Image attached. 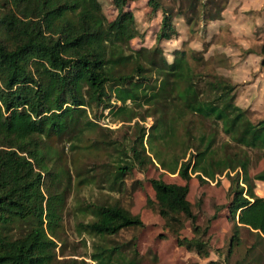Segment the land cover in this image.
Segmentation results:
<instances>
[{
    "label": "trees",
    "instance_id": "trees-1",
    "mask_svg": "<svg viewBox=\"0 0 264 264\" xmlns=\"http://www.w3.org/2000/svg\"><path fill=\"white\" fill-rule=\"evenodd\" d=\"M103 1L0 0V264H141L137 236L127 242L113 236L147 224L108 197L127 190L135 169L151 166L161 172L148 180L155 195L146 206L164 220V236L209 257L205 236L216 215L198 225L189 183L194 177L220 183L225 175L232 223L226 258L264 264V196L256 191L264 167L252 175L249 153L264 158V119L249 118L236 102L237 85L212 72L201 50L183 44L167 57L161 43L180 34L172 7L148 0L162 12L160 28L155 45L136 48L132 40L142 35L126 7L137 0H111L118 10L113 18ZM212 2L192 0L187 23L198 8L201 19H218ZM106 119L133 133H99ZM167 173L185 183L165 181ZM88 186L108 195L77 200L76 229L93 239L90 247L83 239L87 251L80 258L76 248L67 253L64 217L72 194ZM188 221L192 238L182 234Z\"/></svg>",
    "mask_w": 264,
    "mask_h": 264
},
{
    "label": "rangeland",
    "instance_id": "rangeland-1",
    "mask_svg": "<svg viewBox=\"0 0 264 264\" xmlns=\"http://www.w3.org/2000/svg\"><path fill=\"white\" fill-rule=\"evenodd\" d=\"M192 0H161L163 6L173 8L174 23L179 31V36L172 40H164L161 44L169 59L172 58L173 48L183 44L187 48L201 50L205 59H209L210 70L224 75L237 85L236 102L248 110L249 118L257 122L264 119V66L261 65L262 52L264 51V0H213L215 3V15L218 19H201V9L196 10L193 22L187 23L188 8ZM104 12L109 18L117 15V7L111 0L103 1ZM211 7L213 6L210 5ZM126 9L131 10L137 20V27L140 30L141 38L132 40L134 47L155 45L156 34L160 28L162 19L161 10L154 12L148 5V0H137L128 3ZM180 11L181 14H180ZM192 15V12H190ZM208 20V21H207ZM263 50V51H262ZM103 128L99 133H108L112 137L124 138L133 133L130 126H121V123L101 120ZM151 118L146 125L150 126ZM105 127L115 129L110 132ZM229 140V137L223 136ZM63 147L60 146V149ZM64 154L69 153L66 146ZM252 157L251 174L254 175L264 167V158L256 150H249ZM101 153L95 155L96 161L101 162ZM261 157V158H260ZM161 170L156 167H149L146 172L138 169L127 178V190L123 193H113L108 198L119 201L129 208L132 213H140L147 224L145 228H130L122 230L118 236L113 238L118 242H127L133 236H137V247L141 253V264H235L239 255L226 258L228 246L232 237V223L229 221L225 205L229 201V179L227 176H220V183L212 181L200 184L196 177L190 181V192L188 199L194 205L198 214L197 223L202 228L209 224V231L205 239L208 241L209 257L198 255L196 250H188L180 246L174 236L166 233L164 220L158 212L146 206L148 196H154L155 192L149 183V179L157 177ZM165 181L184 184L178 174H165ZM136 181H143L138 187ZM258 195L264 196V183L256 181ZM105 190L94 186L84 187L75 191L69 199L67 213L64 217L65 232L69 239L67 253L75 248L78 251L76 257H81L87 249L83 239H86L87 246L92 244V238L86 234L80 235L76 229V223L82 220L75 209L77 200L93 201L106 197ZM202 198L198 207L197 200ZM183 236L192 238L194 236L191 223H186L182 231ZM243 238L249 243L255 241V237L247 230H243Z\"/></svg>",
    "mask_w": 264,
    "mask_h": 264
},
{
    "label": "crops",
    "instance_id": "crops-1",
    "mask_svg": "<svg viewBox=\"0 0 264 264\" xmlns=\"http://www.w3.org/2000/svg\"><path fill=\"white\" fill-rule=\"evenodd\" d=\"M179 184H181V183H179Z\"/></svg>",
    "mask_w": 264,
    "mask_h": 264
}]
</instances>
